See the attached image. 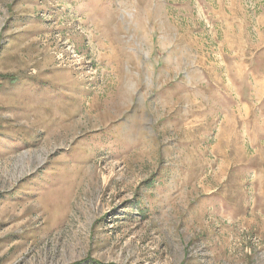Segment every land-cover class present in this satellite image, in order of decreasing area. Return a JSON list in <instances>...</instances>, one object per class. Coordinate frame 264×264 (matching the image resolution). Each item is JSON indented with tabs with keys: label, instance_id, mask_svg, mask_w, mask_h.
Masks as SVG:
<instances>
[{
	"label": "rangeland",
	"instance_id": "obj_1",
	"mask_svg": "<svg viewBox=\"0 0 264 264\" xmlns=\"http://www.w3.org/2000/svg\"><path fill=\"white\" fill-rule=\"evenodd\" d=\"M87 262L264 264V0H0V264Z\"/></svg>",
	"mask_w": 264,
	"mask_h": 264
},
{
	"label": "trees",
	"instance_id": "obj_2",
	"mask_svg": "<svg viewBox=\"0 0 264 264\" xmlns=\"http://www.w3.org/2000/svg\"><path fill=\"white\" fill-rule=\"evenodd\" d=\"M94 263V262H93ZM80 264H82V263H80ZM86 264H91V262H87Z\"/></svg>",
	"mask_w": 264,
	"mask_h": 264
}]
</instances>
